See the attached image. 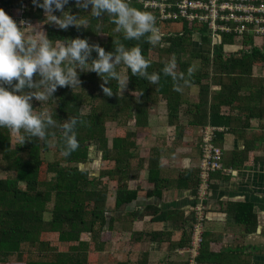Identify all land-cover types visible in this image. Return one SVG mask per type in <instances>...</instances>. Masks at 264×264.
Listing matches in <instances>:
<instances>
[{
	"label": "trees",
	"instance_id": "trees-1",
	"mask_svg": "<svg viewBox=\"0 0 264 264\" xmlns=\"http://www.w3.org/2000/svg\"><path fill=\"white\" fill-rule=\"evenodd\" d=\"M24 1L0 0V8L14 19ZM38 3L42 4L43 0ZM131 5L145 11L138 3L131 2ZM64 11L81 19L84 15V9L77 7L76 0H69ZM53 14L57 17L63 15L60 11ZM25 16L34 23H42L44 33L53 41L87 39L90 45L99 44L106 52H114L119 44L127 49L139 46L144 57L151 61L147 72L157 73L159 81L150 83L143 77L133 76L131 70L121 64L117 71L126 68L129 91L120 94L118 82L109 80L105 86L110 87L114 95L108 97L103 93V80L97 73L78 70L82 82L80 88L74 92L71 87L58 88L52 98L38 101V106L33 105L38 112L48 110L57 122L55 127L47 129L42 144L36 137L25 144L19 141L13 144L10 131L0 128V159L2 171L6 174V177H0L1 264H9L12 257L19 264H86L89 243L82 236L93 235L97 226L104 230L109 222L110 211L106 208L109 190L105 177L128 181L137 176L143 164L140 161L137 168L132 167L139 154L135 138L140 128L148 126L150 110L161 100L167 104L169 123L176 125L180 122L181 111L191 113L192 108L200 125L226 126L227 131L234 129L231 125L234 118L240 119L246 127L252 117L264 119V78L255 75L254 71L256 67L264 68V45L254 46L251 36L240 39L222 35L214 43L213 50L198 49L195 41L199 37L195 35L197 28L194 25L185 21H156L161 42L165 45L161 47L151 45L146 37L125 39L123 32L114 31L116 25L107 14L99 19L90 15L85 28L70 26L62 30L47 23L44 10L29 0ZM91 36L106 40L93 44ZM200 41L206 46L211 44L206 34L200 36ZM152 52L160 57L166 55L168 60L152 59ZM97 58L98 53L93 52L88 62ZM172 61L176 64L175 78L163 72ZM191 86L199 87L197 103L185 102L184 94ZM87 103L91 105L90 112L83 113L82 108ZM185 105L187 110H183ZM225 107L228 111L223 112ZM236 109L239 110L238 117L232 115ZM69 118L78 120L75 133L79 146L70 155H64L66 139L62 125ZM108 122L126 127L122 135L113 137L111 145L107 135ZM132 123L133 126L128 127ZM52 138L56 139V152L62 153V157L47 161L41 153L51 148ZM95 142L101 151L99 176L85 167L91 160L90 147ZM250 150L247 145L242 153H234L231 165L240 168L248 159ZM158 160L152 158L149 167V180L157 186L161 180L156 175L159 173ZM104 161H112L114 167H104ZM137 196V191L128 189L126 183L119 186L116 210L125 208ZM230 211L235 213L236 222L243 226L245 233L256 230L257 215L251 203L232 204ZM47 212L51 214L50 220L45 219ZM52 234L61 243L73 245L67 252L59 251L48 238ZM208 245L204 237L199 264L216 261L217 257L209 252ZM232 263L253 264L251 258L242 253L233 257Z\"/></svg>",
	"mask_w": 264,
	"mask_h": 264
},
{
	"label": "crops",
	"instance_id": "crops-1",
	"mask_svg": "<svg viewBox=\"0 0 264 264\" xmlns=\"http://www.w3.org/2000/svg\"><path fill=\"white\" fill-rule=\"evenodd\" d=\"M198 49L211 50L202 44H198ZM261 69L264 68L256 67L255 75L264 77L259 75ZM188 90L184 94L185 102L197 103L199 87L191 86ZM183 110H187L186 105ZM232 115L240 116L239 110ZM247 123L249 126H243L240 119L234 118L231 124L234 129L220 133L216 139L223 151L226 171L212 175L207 200L205 241L209 252L217 257L212 264H233L232 258L241 253L251 258L253 264H264V119L252 117ZM208 126L214 125H200L193 108L191 113L181 111L177 125L169 123L165 101L151 108L148 126L140 128L135 138L139 154L132 167L137 168L140 161L143 164L137 176L128 181L105 177L109 222L104 230L97 226L93 235L82 236L89 243L86 264H186V256L177 249L186 246L190 238V209L197 202L201 133ZM109 144H112L110 138ZM247 145L251 147L248 159L240 168L233 167L234 153H242ZM152 158L159 159L158 186L149 180ZM94 161L91 157L89 163L92 165ZM103 164L106 168L114 167L112 161ZM92 174L99 176L100 170ZM125 183L138 196L117 211L116 193ZM236 203L253 205L258 234L245 233L236 222L235 213L230 211ZM45 219H51L49 212ZM48 238L61 252H67L73 245L61 243L54 234Z\"/></svg>",
	"mask_w": 264,
	"mask_h": 264
},
{
	"label": "clouds",
	"instance_id": "clouds-1",
	"mask_svg": "<svg viewBox=\"0 0 264 264\" xmlns=\"http://www.w3.org/2000/svg\"><path fill=\"white\" fill-rule=\"evenodd\" d=\"M33 3L44 10L47 23L62 30L70 26L84 27L87 23L80 16L64 11L69 0H43L42 4L33 0ZM76 5L83 9L91 5V15L97 19L107 14L116 25L114 31L123 32L127 40L146 37L153 46H165L155 15L133 7L131 0H76ZM55 11L63 15L57 17L53 14ZM25 23L20 21L18 25L0 8V128L8 129L21 144L32 137L44 140L47 129L57 123L46 109L39 112L33 109V98L47 101L61 87H71L74 92L82 83L78 70L97 73L103 80V93L108 97L114 95L111 88L105 86L109 80H116L122 92L128 85V77L117 71L121 64L130 69L133 76L143 77L150 83L159 81L157 73L147 72L151 61L144 57L139 46L127 49L119 44L114 52H106L99 44L90 45L87 39L53 41L44 32L29 34L35 27L25 26ZM93 52L98 53V58L89 63ZM175 69V61H172L163 72L175 78ZM37 74L38 81L34 80ZM77 123L76 118H69L62 125L66 139L64 155H70L79 146L75 133Z\"/></svg>",
	"mask_w": 264,
	"mask_h": 264
},
{
	"label": "built area",
	"instance_id": "built-area-1",
	"mask_svg": "<svg viewBox=\"0 0 264 264\" xmlns=\"http://www.w3.org/2000/svg\"><path fill=\"white\" fill-rule=\"evenodd\" d=\"M138 3L145 11L153 13L156 21H185L197 28L195 35L206 34L211 39L210 48L218 42L222 35H230L243 39L251 36L254 46H263L259 40H264V0H131ZM29 8V0L21 4L19 13L14 17L19 25L25 21V26L34 20L25 16ZM223 127L208 126L201 133V157L199 160V182L197 187V202L191 207L192 222L188 245L178 248L177 252L186 256V264H199L198 258L204 242L208 221L207 200L210 191L212 175L225 172L223 151L216 144L219 133L226 132Z\"/></svg>",
	"mask_w": 264,
	"mask_h": 264
},
{
	"label": "rangeland",
	"instance_id": "rangeland-1",
	"mask_svg": "<svg viewBox=\"0 0 264 264\" xmlns=\"http://www.w3.org/2000/svg\"><path fill=\"white\" fill-rule=\"evenodd\" d=\"M91 15V6L88 7L87 9H84V15L82 17V20H85V21H88V18L89 16ZM81 19V18H80ZM87 24V23H86ZM85 24V25H86ZM33 27H35V29L33 30H30V33L32 31H35V32H44L43 30V24L40 23V22H36V23H33L32 24ZM90 40L92 41L93 44H96V42L98 41H105L106 39L105 38H100V37H93L91 36ZM260 44H263L264 43V40H259L258 41ZM157 46V45H156ZM160 57L159 54L155 53V52H152L151 53V58L152 59H155V60H158ZM160 59H164V60H168V56L166 55H162L160 57ZM122 72L124 75L127 76V71H126V68H123L122 69ZM260 74L259 75H264V69H261L260 71ZM128 77V76H127ZM264 78V77H263ZM40 79L39 75L37 74L35 77H34V80L38 81ZM25 91H28V90H25ZM34 91V90H33ZM129 91V88H128V85L126 87V89L122 92L120 90V94H127ZM189 91V90H188ZM187 94V93H186ZM32 105H35V106H38V101L35 100L33 98V100L31 101ZM90 109H91V105L89 103L85 104L82 108V111L83 113H89L90 112ZM38 111V110H36ZM48 111V110H47ZM107 135L108 137L110 138V140L113 139V137L115 135H122L125 131H126V127H124L123 125L121 124H118L116 122H108L107 124ZM133 126V123L130 124L128 127H132ZM127 127V128H128ZM11 137H12V140H13V144L17 143L19 141L18 137L17 136H14L11 134ZM42 140L40 139V143L42 144ZM55 143H56V139L55 138H52L50 140V149L49 150H43L42 151V157L47 160V161H53L55 159H60L62 157V153H58L56 152V148H55ZM90 151H91V157L95 158L96 161H94V163L91 165L90 163H88L85 167L89 168L91 170V172H98L101 168V158H100V151H99V148H98V143L95 142L91 147H90ZM2 166H3V163L0 159V177H6V174L5 172L2 171ZM49 215H47L48 217ZM27 248L26 249H29L28 246H26ZM25 249V250H26ZM26 259V257H24ZM19 261H17L15 259V257H12L10 260H9V264H19L18 263ZM1 264V263H0Z\"/></svg>",
	"mask_w": 264,
	"mask_h": 264
},
{
	"label": "bare ground",
	"instance_id": "bare-ground-1",
	"mask_svg": "<svg viewBox=\"0 0 264 264\" xmlns=\"http://www.w3.org/2000/svg\"><path fill=\"white\" fill-rule=\"evenodd\" d=\"M257 229H258V228H257ZM257 229L255 230V235L258 234V233H257ZM250 235H252V234H250Z\"/></svg>",
	"mask_w": 264,
	"mask_h": 264
}]
</instances>
